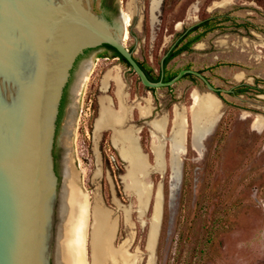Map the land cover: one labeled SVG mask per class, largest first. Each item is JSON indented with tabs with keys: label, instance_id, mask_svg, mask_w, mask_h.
I'll return each instance as SVG.
<instances>
[{
	"label": "rangeland",
	"instance_id": "374dc122",
	"mask_svg": "<svg viewBox=\"0 0 264 264\" xmlns=\"http://www.w3.org/2000/svg\"><path fill=\"white\" fill-rule=\"evenodd\" d=\"M151 3L115 0L112 9H103L111 22L120 12L129 16L125 43L156 73L180 33L209 16L227 18L167 66L169 72L183 68L202 72L221 89L222 97L200 77L198 83L185 77L172 86L149 90L135 71L113 57V51L106 53L105 47L88 51L75 65L58 136L67 108L74 102L70 90L75 73L83 60L90 59L75 101L72 133L70 137L69 131L66 134L70 149L64 156V149L56 147V170L61 174L60 188L62 160L69 157L72 186L78 194H86L89 216L84 259L93 264V207L99 203L117 223L113 246L126 251L135 264H264V0H162L155 23ZM195 34L197 31L192 36ZM109 70L120 73L123 95L115 80L103 88V76ZM243 83L256 88L231 93ZM195 93L213 94L219 101L215 124L206 137L203 135L213 122L203 124L194 118ZM101 96L110 97L115 110L121 105L128 109L129 116L119 127L131 129L147 156L146 175L137 176L140 185L135 184L129 161L113 138L117 129L104 126L100 130L96 124ZM177 113L186 121L182 151L175 153ZM154 121H160L162 129L158 130ZM71 126L69 120L68 128ZM156 144L162 145V158ZM159 197L161 221L150 249ZM146 200L143 209L141 203ZM123 255L116 260L108 257L106 264H126Z\"/></svg>",
	"mask_w": 264,
	"mask_h": 264
},
{
	"label": "water",
	"instance_id": "95a60500",
	"mask_svg": "<svg viewBox=\"0 0 264 264\" xmlns=\"http://www.w3.org/2000/svg\"><path fill=\"white\" fill-rule=\"evenodd\" d=\"M127 27L123 12L113 22L106 17L103 0H0V264H57V228L53 223L49 229L48 222L59 218L65 159L59 188L56 147L67 156L70 146L63 138L67 130L71 136L83 65L90 59L75 73L74 102L59 136L57 131L64 94L87 50L112 45L145 87H169L193 73L212 92L221 90L192 68L170 80H151L125 43ZM216 113L204 137L212 131Z\"/></svg>",
	"mask_w": 264,
	"mask_h": 264
},
{
	"label": "bare ground",
	"instance_id": "6f19581e",
	"mask_svg": "<svg viewBox=\"0 0 264 264\" xmlns=\"http://www.w3.org/2000/svg\"><path fill=\"white\" fill-rule=\"evenodd\" d=\"M161 2L162 0H152L150 10L152 11L153 14L152 16L153 22L154 20L155 21L158 20L156 13L159 11V9H161L160 8ZM124 16H125L126 24H128L130 21L129 16L128 15H124ZM89 65H90V61L88 60L83 65L82 76L87 73V69ZM103 77H104L103 88L105 89L108 88L109 82L111 80H115L119 88L118 93H121V95H123L124 81L120 73L116 74L112 70H109ZM82 80H84V77ZM121 106L122 107H120L119 110H115L112 106L110 97L101 96V107H100L101 112H100V117H98L99 121H97L96 124L98 123L99 129L104 128V126H107L105 128H108V126H112L115 127V129H117L116 134L114 135L113 138L116 143L121 145L120 153H122L124 158H126V160L129 161L132 171L130 174H132V176L133 175L135 176V184L138 185L139 181L137 179V176H139L140 173H145V170H147L146 169L147 156L145 157L142 154L143 152L140 149L136 136L134 135L133 132H130L131 129L130 131H126V130L124 131L120 129L121 125H123L126 122L129 116L128 109L126 108V106L123 105ZM218 107H220L219 101L215 95L213 94L199 95L198 93L194 94L193 115L194 118L197 119L199 123L202 122L203 124H207L213 122L214 119L212 115L214 112L218 111ZM142 110L144 113L148 112L146 107H142ZM185 121H186L185 116H183L181 113H177L176 129L173 138L175 153H177L178 151H182V145L185 137ZM259 123L260 121L258 120L255 122V125H258ZM154 126L158 128V130L162 129L163 127L160 121H154ZM67 136L65 135V137L63 138L64 139L63 142L65 146H68ZM97 137L99 138V136ZM154 148L159 158H162L163 156L162 145L156 144ZM177 166L178 165L176 163V168ZM64 173L66 176L65 183H63L61 197L58 202L59 218L58 219L55 218V221L51 219L48 222L49 224L48 228L51 229L53 227V223L54 225L56 224L57 234L55 240L57 247H56L55 256H56L57 264H85L86 261L84 259V255H85L84 246H85V236L87 234V227H88V216H89L88 202H87L86 194H81V193L78 194L77 190H75L72 186L74 181V174L70 168L69 157L64 160ZM137 185H133V186L136 188ZM143 189H141L140 191H142ZM43 191H45L46 192L45 194H47L48 196L47 186H43ZM145 191H146L145 193L148 194L150 193L149 188H146ZM149 196L150 195L146 197L149 198ZM147 200L144 202L141 201L143 209L147 206ZM96 204L93 207V223H92V233H91L93 264H106L108 257H113V259L116 260L118 256H122L123 254H124L123 259L126 264H135V260L134 262L129 261V257L127 256L126 251L120 250L113 246L112 241L117 229V223L109 218L108 211H106V209L102 207L101 204L100 205L99 203ZM161 210H162L161 197H159L156 202L155 212L152 221L153 223L151 225L152 228L150 231V238H149L150 248H153L156 242L157 232L161 221V213H162Z\"/></svg>",
	"mask_w": 264,
	"mask_h": 264
},
{
	"label": "trees",
	"instance_id": "16d2710c",
	"mask_svg": "<svg viewBox=\"0 0 264 264\" xmlns=\"http://www.w3.org/2000/svg\"><path fill=\"white\" fill-rule=\"evenodd\" d=\"M114 1L115 0H103V7H105L106 10L112 9ZM223 19H227V18H223ZM223 19H219L218 17L209 16V17L203 19L201 22L195 24L191 28L186 29L184 32L180 33V38L176 42V44L172 48H170L166 51L167 54H166V57L164 59V65H163V67L160 68L158 73L155 72L153 67L146 65L144 62L140 61L139 59H137V60L140 63V65L142 66V68L146 71L147 75L149 76V78L151 80H153V81H159L161 79L170 80L174 76H176L180 70L175 71V72H169L167 70V66H168L169 62L172 59H174L176 56H178L179 54L183 53L184 51L191 50L192 46L195 42L199 41L209 31L215 29L223 21ZM196 31H197V34L192 36V34ZM102 47L106 48V53H108L109 51H113V54H112L113 57H118L121 60V62L125 63L128 67H130L134 71L132 65L127 60V58L124 57L115 47H113L110 44H104ZM88 51L89 50H87V52ZM102 56H108V54H106V55L102 54ZM185 77H190L195 83H198L197 79L199 78V76H197L193 73H187L186 75H184L183 78H185ZM147 88L149 90H156L157 89V88H150V87H147ZM251 88H256V86L249 84V83H243L240 86H238L237 88H235V90H233L231 93L243 94V93H246L247 91H249ZM259 90L262 91L263 89L259 88ZM217 94H219L222 97V91L221 90L218 91ZM66 95H67V89H66V92H65L63 100H62L60 118H61L63 111H64V107H65V103H66ZM56 158H58V152H56Z\"/></svg>",
	"mask_w": 264,
	"mask_h": 264
},
{
	"label": "flooded vegetation",
	"instance_id": "af4514ba",
	"mask_svg": "<svg viewBox=\"0 0 264 264\" xmlns=\"http://www.w3.org/2000/svg\"><path fill=\"white\" fill-rule=\"evenodd\" d=\"M67 96V95H66Z\"/></svg>",
	"mask_w": 264,
	"mask_h": 264
}]
</instances>
